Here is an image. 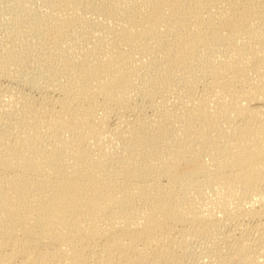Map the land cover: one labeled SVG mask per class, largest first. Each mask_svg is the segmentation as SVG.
I'll list each match as a JSON object with an SVG mask.
<instances>
[{"label": "bare ground", "instance_id": "1", "mask_svg": "<svg viewBox=\"0 0 264 264\" xmlns=\"http://www.w3.org/2000/svg\"><path fill=\"white\" fill-rule=\"evenodd\" d=\"M15 3L0 264H262L264 0Z\"/></svg>", "mask_w": 264, "mask_h": 264}, {"label": "rangeland", "instance_id": "2", "mask_svg": "<svg viewBox=\"0 0 264 264\" xmlns=\"http://www.w3.org/2000/svg\"><path fill=\"white\" fill-rule=\"evenodd\" d=\"M15 1L16 0H0V33H3V31H1V29L3 30V28H2V24H3V21H4V19H5V17H6V15L8 14V12L11 10V8H13V7H15ZM8 78V79H7ZM16 85V86H15ZM20 87H19V86ZM2 86V87H1ZM9 86V87H8ZM23 85H21L18 81H13V77L11 78L10 76H6L5 78H4V76H2V77H0V100L2 101V99H3V101H5V102H7V103H9V100H10V98H6V97H9V95H12V94H9V91H11L12 89V91H15V92H17L18 91V94L19 93H21V94H23V93H25L26 91H27V89L23 86ZM14 87V88H13ZM19 87V88H18ZM9 88V89H8ZM21 88V89H20ZM3 89V90H2ZM8 91H6V90ZM16 89V90H15ZM24 89V90H23ZM26 89V90H25ZM5 90V91H4ZM23 90V91H22ZM5 92V93H4ZM23 92V93H22ZM6 96V97H5ZM3 97V98H2ZM8 99V100H7ZM11 101V100H10ZM115 117H112V119L110 120V124L111 125H113L114 123H115V119H114ZM114 121V123H113V121ZM113 123V124H112ZM112 151V150H111ZM207 192H209V195H208V193H206L205 192V195H204V197L203 196H200V198H199V196L198 195H195L196 196V198H195V196H193V198H194V200L193 201H195V199H196V201L198 202H196L195 201V203H197L198 205H196V206H198V209H199V211H205L206 209H210L211 207H212V205H211V203H207L208 202V200L210 201V200H213L212 198L211 199H209L210 197H215L217 194H215V192H212L210 189L208 190H206ZM211 193H213V196H211L212 194ZM207 194V195H206ZM215 195V196H214ZM209 196V197H208ZM205 198H207L208 200H205V201H207V202H205L204 201V199ZM200 199V200H199ZM199 200V201H198ZM202 200H203V202H204V204H203V202H202ZM233 200H236V199H233ZM237 201V200H236ZM200 202V203H199ZM201 202H202V204H201ZM208 205V208H207V206H206V204ZM199 204H201V206L199 207ZM209 204L211 205V207L209 208ZM202 205H203V207H204V209L203 210H200V209H202ZM206 208V209H205ZM231 208H232V206H231ZM197 209V210H198ZM215 211H216V209H215ZM218 213V214H217ZM217 216H219L220 214H219V212H217L216 211V213H215ZM231 223H226V225L222 228V232H224V231H227V232H232V230L234 229V228H236L234 225H230ZM232 226V227H231ZM234 227V228H233ZM225 228V229H224ZM233 228V229H232ZM230 229H232L231 231H228V230ZM224 230V231H223ZM235 230V233H234V235H238V228L237 229H234ZM233 230V231H234ZM237 231V232H236ZM227 232H225V233H227ZM193 246H195L196 248H197V245H196V243H195V241L193 242ZM196 248L194 249V247H193V250H196ZM261 248H259L258 250H257V260L259 261V259L260 260H262V264H264L263 262H264V250H260ZM264 249V248H263ZM261 252H260V251ZM198 251V249L195 251V257L197 258V261L199 262V263H201V262H204L203 264H206V263H208L206 260H208V261H210V259L208 258L207 259V257L205 258V256H203V253H196ZM198 252H200V251H198ZM259 253V254H258ZM197 254V255H196ZM198 254H201V255H198ZM199 256V257H198ZM200 256H202V257H200ZM260 256V257H259ZM199 259H203L202 261L201 260H199ZM206 262V263H205ZM209 264H216L215 263V261H212L211 260V262L209 263Z\"/></svg>", "mask_w": 264, "mask_h": 264}]
</instances>
